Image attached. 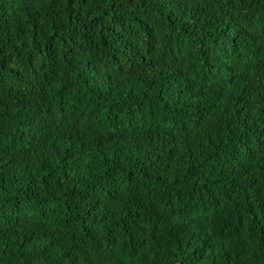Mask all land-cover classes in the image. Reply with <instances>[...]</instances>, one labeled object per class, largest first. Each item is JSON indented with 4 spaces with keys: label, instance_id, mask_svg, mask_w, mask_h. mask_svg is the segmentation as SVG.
Returning <instances> with one entry per match:
<instances>
[{
    "label": "trees",
    "instance_id": "16d2710c",
    "mask_svg": "<svg viewBox=\"0 0 264 264\" xmlns=\"http://www.w3.org/2000/svg\"><path fill=\"white\" fill-rule=\"evenodd\" d=\"M0 264H264V0H0Z\"/></svg>",
    "mask_w": 264,
    "mask_h": 264
}]
</instances>
